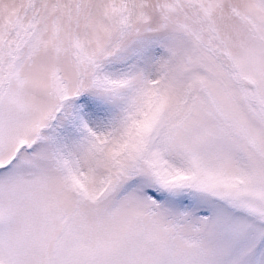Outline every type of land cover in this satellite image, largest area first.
<instances>
[{
	"label": "snow or ice",
	"instance_id": "obj_1",
	"mask_svg": "<svg viewBox=\"0 0 264 264\" xmlns=\"http://www.w3.org/2000/svg\"><path fill=\"white\" fill-rule=\"evenodd\" d=\"M0 264H264V0H0Z\"/></svg>",
	"mask_w": 264,
	"mask_h": 264
}]
</instances>
